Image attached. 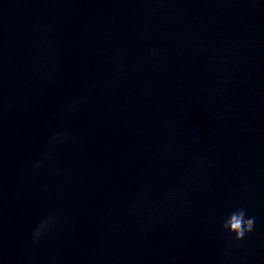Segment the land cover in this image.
<instances>
[{
    "label": "water",
    "instance_id": "water-1",
    "mask_svg": "<svg viewBox=\"0 0 264 264\" xmlns=\"http://www.w3.org/2000/svg\"><path fill=\"white\" fill-rule=\"evenodd\" d=\"M0 264H264V0H0Z\"/></svg>",
    "mask_w": 264,
    "mask_h": 264
},
{
    "label": "clouds",
    "instance_id": "clouds-1",
    "mask_svg": "<svg viewBox=\"0 0 264 264\" xmlns=\"http://www.w3.org/2000/svg\"><path fill=\"white\" fill-rule=\"evenodd\" d=\"M40 164H37L39 167ZM255 217L246 218V211L244 209H236L232 211L228 218L224 220L221 227L226 230L229 235L234 234L236 241L242 240L246 234H250L254 229ZM47 225L41 223L37 226L34 233L35 237H39Z\"/></svg>",
    "mask_w": 264,
    "mask_h": 264
}]
</instances>
